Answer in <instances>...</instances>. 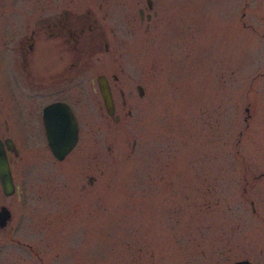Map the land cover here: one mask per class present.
<instances>
[{"label":"rangeland","instance_id":"rangeland-1","mask_svg":"<svg viewBox=\"0 0 264 264\" xmlns=\"http://www.w3.org/2000/svg\"><path fill=\"white\" fill-rule=\"evenodd\" d=\"M154 2L143 32L145 0H80L105 32L73 88L80 140L33 161L50 192L0 264H39L29 244L44 264H264V0ZM99 73L118 122L86 84Z\"/></svg>","mask_w":264,"mask_h":264},{"label":"flooded vegetation","instance_id":"flooded-vegetation-1","mask_svg":"<svg viewBox=\"0 0 264 264\" xmlns=\"http://www.w3.org/2000/svg\"><path fill=\"white\" fill-rule=\"evenodd\" d=\"M138 13L143 32L152 30L158 14L154 0H145ZM103 29L91 8L80 9V0H0V258L8 243L20 241L19 231L27 218L36 222L34 212L41 213L36 205L43 209L45 193L50 192L32 179L31 173L37 172L33 161L45 163L48 152L53 161H64L79 143V110L73 88L81 76L85 83L86 73L94 68L96 45L105 38ZM105 48L109 49L108 43ZM99 76L109 84L113 114L105 108ZM113 78L117 80L118 76L114 74ZM89 81V90L100 93L108 117L120 121L108 76L93 74ZM136 90L139 97L144 96L143 85L137 84ZM119 93L125 109L128 93L123 89ZM57 103L70 107L78 126L75 145L61 159L49 144V126H57L62 116L55 109L49 111ZM90 147L92 142L86 145ZM88 181L90 185L81 186V190L88 191L94 178L89 176ZM243 191H248V185ZM249 203L255 213L254 200L250 198ZM43 218L39 216V221ZM28 247L39 264H44L41 252L30 244ZM238 260L256 264L248 258Z\"/></svg>","mask_w":264,"mask_h":264},{"label":"water","instance_id":"water-1","mask_svg":"<svg viewBox=\"0 0 264 264\" xmlns=\"http://www.w3.org/2000/svg\"><path fill=\"white\" fill-rule=\"evenodd\" d=\"M100 92L105 108L109 114H113L115 107L108 82L103 76L98 78ZM58 111L62 116L57 126H49V144L54 155L61 159L75 145L78 136V126L70 107L65 103H57L49 107V111ZM232 264H252L248 260L236 261Z\"/></svg>","mask_w":264,"mask_h":264}]
</instances>
